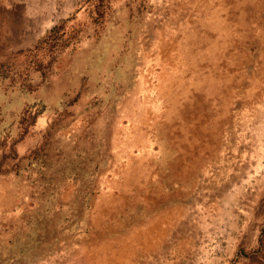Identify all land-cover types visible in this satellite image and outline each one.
<instances>
[{
	"label": "rangeland",
	"instance_id": "1",
	"mask_svg": "<svg viewBox=\"0 0 264 264\" xmlns=\"http://www.w3.org/2000/svg\"><path fill=\"white\" fill-rule=\"evenodd\" d=\"M201 1L0 0V264H261L264 3L197 33L216 92Z\"/></svg>",
	"mask_w": 264,
	"mask_h": 264
},
{
	"label": "bare ground",
	"instance_id": "2",
	"mask_svg": "<svg viewBox=\"0 0 264 264\" xmlns=\"http://www.w3.org/2000/svg\"><path fill=\"white\" fill-rule=\"evenodd\" d=\"M201 1V0H200ZM253 2H255V0H202L201 1V7H197L196 8V13H197V22L190 26L191 27V30H189L188 32V29L187 27H185L184 31H186L187 29V32H188V35L186 36V38L184 39V43L180 42L177 40H173V45L171 44L169 48H165V51H169L168 55L172 58H175L176 61H174V63L176 64V62H178V60H182V58H185V60H187L185 62V68L181 71V77L185 78L186 76H188L189 74L192 73L193 75V78H192V81H191V84L195 87H199V85H201V82H199L200 78H204V80L209 83L212 82V84L214 85L213 86V90H215L216 92L219 90V87H221L222 84L228 82L227 79L225 78H222L220 77V75H215V74H212L210 71L216 67V62H214L213 59H211V61L209 62V66L211 67L208 72L205 74L204 72H201L202 68H201V62L199 63H195V62H192V61H195L193 60L192 58H194L196 55L194 54L193 51H195V46H196V43L198 42H201V37L197 38V33H200L201 31V26H203L207 32H204L201 34V36L205 37L208 35V32L209 31H213V32H216L215 30H217V34L220 33L221 34V39L220 40H217V42H220L222 41V43L224 42L226 45H232L233 43V33L231 31V33L229 32L230 31V26L228 24H226L225 22H223V19L224 20H227L228 18H230V14L234 15L232 19H236V21L238 22L237 25H242V26H245V24L247 23V8L249 5H253ZM262 3H264V0H262ZM198 4V3H197ZM263 5H261L260 7H263ZM254 9V8H253ZM187 11V9L185 10ZM184 11V12H185ZM201 11V12H200ZM259 12V11H258ZM192 13V12H191ZM190 13V14H191ZM183 14V13H182ZM221 14L222 16L225 14V17L222 18L221 17ZM193 15V14H191ZM170 16V15H169ZM174 16V15H173ZM178 16V15H177ZM206 17V20H205V24L201 23V22H198V20H201V18L199 17ZM172 17V16H171ZM1 18V17H0ZM173 18V17H172ZM179 18V17H177ZM190 18V17H189ZM211 20H214L213 22H211ZM10 21V20H9ZM171 21V20H170ZM175 21V20H174ZM192 21V19H191ZM33 22V21H32ZM173 22V20L171 21ZM34 23V22H33ZM178 24V23H177ZM189 24V22L187 23ZM200 25V26H199ZM207 27V28H206ZM222 29H225L226 32H220V30ZM236 29V28H234ZM177 31V30H176ZM174 33V32H173ZM171 34V33H170ZM157 36V35H156ZM172 38V37H171ZM192 39V43L194 44V47H193V44H190L191 42H189V40ZM171 41V40H170ZM170 44V42H169ZM162 47V46H161ZM216 47H218V43L216 44ZM192 49V50H191ZM203 58H206V55H207V52L206 51H200L199 52ZM200 55V56H201ZM190 62V63H189ZM189 63V64H188ZM229 64V63H228ZM175 68V66H173ZM222 73H224V75L226 76V73H225V70L222 69L221 70ZM212 74V75H211ZM177 75H175V78H176ZM139 77V76H138ZM165 78H166V81L168 79V77L164 76L163 77V80L165 81ZM181 79V78H180ZM196 84H199V85H196ZM210 85V84H209ZM225 85H228V84H225ZM231 85V84H230ZM171 86H174V83L173 81H171ZM152 87V86H151ZM150 88V87H149ZM139 89V88H138ZM139 91V90H137ZM228 91V90H227ZM183 92H187L189 93V88H185L183 90ZM193 93V92H192ZM136 94V93H135ZM180 94V93H178ZM229 94V93H228ZM161 96V95H160ZM173 96V95H172ZM157 98V97H156ZM177 96L176 94L174 95V100H173V103L171 104V107L169 109L170 112H177L176 114L179 113V111H177V103H175L177 101ZM182 98V97H181ZM185 98V97H183ZM183 100V99H182ZM219 100V99H218ZM170 101V100H169ZM168 101V102H169ZM203 102V101H202ZM238 103V102H237ZM148 104V103H147ZM158 104V103H157ZM202 104V103H201ZM200 104V105H201ZM231 104V102H230ZM163 105V104H162ZM234 105V104H233ZM225 110H227V105H225ZM229 110V109H228ZM231 110V108H230ZM167 111V110H166ZM205 111V110H204ZM207 111V110H206ZM162 112V111H161ZM160 112V113H161ZM168 112V115H173V113H170ZM233 112V111H232ZM230 112V113H232ZM183 113V112H182ZM188 113V112H187ZM207 113V112H205ZM224 114V112H222ZM220 113V114H222ZM229 113V114H230ZM209 114V113H208ZM216 114H219V112L217 111ZM182 115V114H181ZM178 116V115H177ZM185 116V115H184ZM232 117V115H231ZM112 118V117H111ZM218 118V117H217ZM183 119V118H182ZM174 119H171V118H168L166 119V124L170 126V124L173 122ZM190 120V119H189ZM164 121V120H163ZM153 122V121H152ZM224 122V121H223ZM230 122V121H229ZM156 123V122H155ZM228 123V122H227ZM232 123H230L229 125L231 126ZM165 125V124H164ZM190 125V124H189ZM225 125V124H224ZM228 125V126H229ZM214 126V125H213ZM171 127V126H170ZM211 127V125L209 126ZM233 129V127H231ZM150 129V127H149ZM157 129V128H156ZM227 130V129H226ZM226 130H223V131H226ZM156 131V130H155ZM161 131V129H160ZM190 131V130H189ZM188 131V133H189ZM198 131V130H196ZM201 131V130H200ZM215 131V130H214ZM228 131V130H227ZM231 131V130H230ZM234 131V130H233ZM163 132V131H162ZM170 132V131H169ZM213 133V132H212ZM227 134L230 135V133L226 132ZM232 133V132H231ZM234 133V132H233ZM157 134V133H156ZM200 134V133H199ZM224 134V133H223ZM222 134V135H223ZM158 135V134H157ZM170 135V133L168 134ZM205 135H206V132H205ZM228 135V136H229ZM162 136V135H161ZM166 136V135H165ZM202 136V135H201ZM168 137V136H167ZM175 137V136H174ZM212 137V136H211ZM227 137V136H226ZM230 137V136H229ZM217 138V137H216ZM232 138V137H231ZM184 139V138H183ZM140 140V139H139ZM170 140V139H169ZM210 140V139H209ZM219 140V139H218ZM167 141V140H166ZM179 141V140H178ZM227 141V140H226ZM180 143V142H179ZM227 143V142H226ZM216 144V143H215ZM224 145V144H223ZM226 145V144H225ZM167 146V144H166ZM169 146V144H168ZM174 146V145H173ZM178 146V145H177ZM171 148V147H170ZM171 151V150H170ZM183 151V150H181ZM223 151V150H222ZM185 154V153H184ZM181 155V154H180ZM161 156V155H160ZM168 158V157H166ZM165 158V160H166ZM170 159V158H169ZM164 160V159H163ZM164 160V161H165ZM175 160V159H174ZM187 160V159H186ZM159 161V160H158ZM162 161V160H161ZM163 162V161H162ZM194 162V160H193ZM232 162V161H231ZM230 162V163H231ZM160 163V161H159ZM166 163V162H165ZM174 163V162H173ZM188 163V162H187ZM171 164V163H170ZM161 165V164H160ZM172 165V164H171ZM193 165V164H192ZM167 166V164L165 165ZM164 166V167H165ZM161 167V166H160ZM163 167V166H162ZM168 167V166H167ZM197 167V166H196ZM171 168V167H170ZM175 168H177L175 166ZM166 169V167H165ZM169 169V168H168ZM194 169V168H193ZM195 170V169H194ZM176 173V172H175ZM191 173V172H190ZM168 174V172H167ZM172 177V176H171ZM183 177V176H182ZM181 179V178H180ZM192 184V183H191ZM182 192V191H181ZM148 195V194H147ZM126 204V203H125ZM136 205V204H135ZM137 206V205H136ZM125 207V206H124ZM135 207V206H134ZM124 209V208H123ZM143 212V211H142ZM129 215V214H128ZM132 216V215H130ZM143 216V215H142ZM139 217V216H138ZM132 218V217H131ZM110 219V218H109ZM108 219V220H109ZM133 219V218H132ZM136 220V219H135ZM107 222V221H106ZM136 222V221H135ZM103 224V223H102ZM106 224V223H105ZM134 224V223H133ZM138 224V223H137ZM96 225V224H95ZM104 225V224H103ZM132 226V225H131ZM134 226V225H133ZM107 227V226H106ZM130 227V226H129ZM105 229V228H103ZM108 229V228H107ZM131 229V228H130ZM99 230V228H98ZM110 230V229H109ZM117 230V229H116ZM105 231V230H104ZM96 232V231H95ZM113 232V231H112ZM125 232V231H124ZM106 233V232H105ZM126 233V232H125ZM92 235V234H91ZM102 235V234H101ZM109 235V234H108ZM120 235V234H119ZM93 236V235H92ZM98 236V235H97ZM121 237V236H120ZM82 240V239H81ZM87 240V239H86ZM98 240V239H97ZM107 240V239H106ZM105 241V240H104ZM90 242V241H89ZM87 243V242H85ZM91 245V244H90ZM26 254V253H25ZM29 255V254H28ZM134 258V257H133ZM136 261V260H135ZM123 263V262H122ZM132 264V263H131Z\"/></svg>",
	"mask_w": 264,
	"mask_h": 264
},
{
	"label": "crops",
	"instance_id": "3",
	"mask_svg": "<svg viewBox=\"0 0 264 264\" xmlns=\"http://www.w3.org/2000/svg\"><path fill=\"white\" fill-rule=\"evenodd\" d=\"M261 242H260V249L255 252V256L260 261L261 264H264V230L261 235ZM256 244H259V241L256 242Z\"/></svg>",
	"mask_w": 264,
	"mask_h": 264
}]
</instances>
